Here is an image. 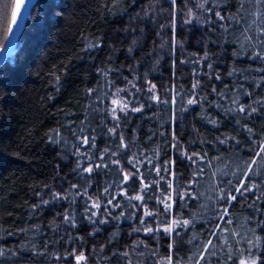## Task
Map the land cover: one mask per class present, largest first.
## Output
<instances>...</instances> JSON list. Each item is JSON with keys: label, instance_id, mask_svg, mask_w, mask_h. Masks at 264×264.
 Segmentation results:
<instances>
[{"label": "trees", "instance_id": "16d2710c", "mask_svg": "<svg viewBox=\"0 0 264 264\" xmlns=\"http://www.w3.org/2000/svg\"><path fill=\"white\" fill-rule=\"evenodd\" d=\"M241 2L35 0L0 65V264H264V59L244 39L264 4Z\"/></svg>", "mask_w": 264, "mask_h": 264}, {"label": "snow or ice", "instance_id": "6c2138e0", "mask_svg": "<svg viewBox=\"0 0 264 264\" xmlns=\"http://www.w3.org/2000/svg\"><path fill=\"white\" fill-rule=\"evenodd\" d=\"M173 3H175V0H172ZM249 2H253V0H249ZM255 3L257 4H264V0H254ZM31 3H32V0H17L16 4H15V11L13 13V19H12V24L17 26L19 25V21L21 19H23L24 17H27L29 14H30V11H31ZM208 3V0H203V3H199L197 5L198 8H201L203 9L205 4ZM244 7V4H243V0L240 4V9H243ZM206 11H211V9H205ZM239 14V13H238ZM249 15H255V18L252 19L251 23L247 25V27L244 29V33H249L251 32L252 34H247V35H244V39L245 41H247L249 43V46L251 47H256L257 45L259 46V51H256L255 52V57L257 58H261V59H264V11H260L258 12V14H253V13H249ZM216 16L218 17L219 20H224L225 17L221 16L219 12L216 13ZM229 19H232V17H229ZM221 27H225L224 25H221ZM225 30H227V28L225 27ZM14 29L13 28H9L8 29V32H9V35H11L13 33ZM7 39V37H6ZM0 51H3L2 48H0ZM197 85H193V87L195 88ZM155 88V85H152L151 86V89H154ZM124 91L123 89H117L116 92L114 93V98L112 99V113H113V119H118V117L115 115V113L117 112V110L119 111H126L127 108H128V102L125 101L121 96H120V92ZM157 100H159V97H156ZM197 101L194 100V99H190L188 100V104H195ZM135 111H140L139 108H136L134 109ZM239 111L243 112L245 111V109L243 107H241L239 109ZM114 131V130H112ZM89 143V140L87 138H84L82 140V144H85L87 145ZM126 147V145H125ZM112 155H116V153H112ZM257 156H260L261 158H264V148H261V151L257 153ZM102 159V158H101ZM189 159H192L191 157H189ZM255 160H253L251 163L255 164ZM115 163H119V161H115ZM107 166V165H105ZM78 167H80V165H78ZM96 167H100V165H96ZM93 168L92 167H87V168H82V171L84 172H87V173H92L93 172ZM167 170V167L166 169ZM157 173H159V169L156 170ZM249 172L252 171L251 168L248 169ZM138 175V173H137ZM129 178V175L128 174H125L124 175V179L125 181ZM143 182V181H141ZM145 188L149 187V185H145L144 186ZM169 188L171 189L172 188V185L169 184ZM243 190V192H249V191H255V189L253 188H249V187H244L243 184H241V186L239 188H237L235 191L236 193H241ZM143 191V189H142ZM222 191V190H221ZM105 192H107V189H105ZM229 195V201H234L236 200V195H231V194H228ZM54 198H59V194H56V196H54ZM183 198V197H181ZM225 197L224 196H221L220 199H224ZM131 199H134V200H137V201H141V205H137L136 207H141L143 206V196L142 195H136L134 197H132ZM257 199H259V197H257ZM112 203V200H109L108 201V204H111ZM160 203L164 205V211L166 213H169L172 208H173V198H172V195L171 193H169L165 198L161 199L160 200ZM116 207L119 206V204L115 205ZM92 207L93 208H96V209H99L100 208V203L99 201H94L92 203ZM92 216H95L97 215L96 212H92L91 213ZM229 215V212H228V209L227 208H224L223 210V213L221 214L220 216V219L223 220L225 216H228ZM155 216V213L151 212V211H145L144 212V217H154ZM65 220H69V217H65ZM107 221L106 220H102L100 221V223H106ZM225 223H231L230 220H227V221H224ZM140 223L142 225H144L146 223L145 219L142 218L140 220ZM190 223V221L188 220H183L181 221L180 219H173L171 221V223H166V226L163 227V229H160V228H157V229H153L151 227H146L145 228V231L146 233H153L154 231H161L163 230L164 232L166 233H171L175 228H179V227H184V226H187L188 224ZM218 228V231H226V229H223L221 228L219 225L217 226ZM213 235H216V233H213ZM227 243V242H226ZM247 243H249L252 247H256V244L253 243V241L249 240L247 241ZM208 244L210 246H212L213 242L211 240L208 241ZM75 255V254H73ZM124 256H127L128 253L125 252L123 254ZM239 256H243L244 253L241 251L240 253H238ZM204 257L202 256L201 259H203ZM229 259L232 258V253L230 252L229 253V256H228ZM75 259H76V262L77 264H82L83 261L86 260V257L84 256L83 253H80L79 255H75ZM168 264H172V260H171V257L168 258ZM238 264H259L258 260L256 258L253 257V254L251 252V250H249L248 252V256L246 258H240L238 260Z\"/></svg>", "mask_w": 264, "mask_h": 264}, {"label": "water", "instance_id": "95a60500", "mask_svg": "<svg viewBox=\"0 0 264 264\" xmlns=\"http://www.w3.org/2000/svg\"><path fill=\"white\" fill-rule=\"evenodd\" d=\"M16 2H17V0H15V2H14L13 13L15 11ZM34 2H35V0H32L31 6ZM31 6H30V8H31ZM27 17H24L23 19H21L19 21V25L17 27V26L12 24V19H13V14H12L9 28H13L14 31L11 35H9V32H8V36H7V40H6L5 45L3 47H0L3 49V51H0V65L3 64L8 58H10L14 54L18 38H19L23 28H24L25 21H26Z\"/></svg>", "mask_w": 264, "mask_h": 264}]
</instances>
